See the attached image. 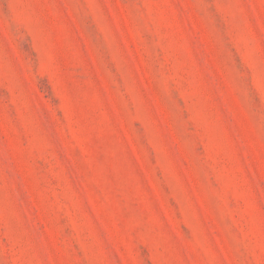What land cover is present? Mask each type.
<instances>
[{"label": "rangeland", "instance_id": "374dc122", "mask_svg": "<svg viewBox=\"0 0 264 264\" xmlns=\"http://www.w3.org/2000/svg\"><path fill=\"white\" fill-rule=\"evenodd\" d=\"M0 264H264V0H0Z\"/></svg>", "mask_w": 264, "mask_h": 264}]
</instances>
